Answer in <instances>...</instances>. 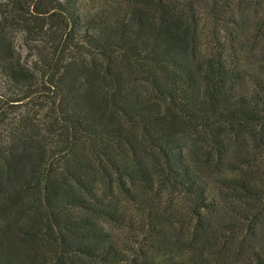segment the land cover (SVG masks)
Masks as SVG:
<instances>
[{"label": "trees", "instance_id": "trees-1", "mask_svg": "<svg viewBox=\"0 0 264 264\" xmlns=\"http://www.w3.org/2000/svg\"><path fill=\"white\" fill-rule=\"evenodd\" d=\"M0 264H264V0H0Z\"/></svg>", "mask_w": 264, "mask_h": 264}]
</instances>
